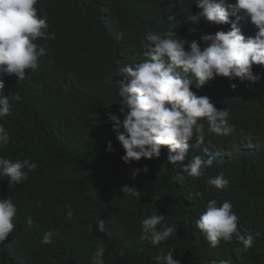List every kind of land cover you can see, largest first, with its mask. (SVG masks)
<instances>
[{
  "label": "trees",
  "instance_id": "1",
  "mask_svg": "<svg viewBox=\"0 0 264 264\" xmlns=\"http://www.w3.org/2000/svg\"><path fill=\"white\" fill-rule=\"evenodd\" d=\"M37 7L56 39L37 41L46 55L36 72L29 71L23 80L13 75L4 81L5 94H19L22 100L10 102V114L0 120L11 137L0 156L28 159L36 167L25 182L11 188L0 177V194L18 206L16 228L0 244V264H92L97 243L105 247V264H154V255L172 249L181 264L224 260L264 264V66H254L260 79L249 86L238 79H215L210 100L217 109L229 110L236 132L217 137L207 133L205 125L210 143L189 142L184 164L192 155L211 158L205 178L223 173L229 186L218 190L204 179L192 178L179 182L178 167L167 162V148H162L159 159L130 165L122 162L124 151L118 142H111V153L106 151L111 139L104 126L105 113L118 114L119 98L104 79L117 60L143 59L139 41L148 31L174 30L189 41L210 33L212 24L188 20L200 11L194 0H40ZM62 82L68 85L57 88ZM203 89L192 90L199 95ZM84 103L85 114L69 118L68 112ZM93 112L100 121H93ZM77 133L84 137H71ZM76 146L75 155H62ZM144 166L149 172L133 180L130 171ZM125 184L138 188L140 199L119 197L118 189ZM193 191L202 192L203 199L187 200ZM212 199L218 205L230 201L241 234H254L248 252L235 254L234 249L243 246L235 237L212 248L195 227ZM152 214L164 215L162 224L177 227V235L159 247L139 239L141 221ZM27 216L35 222L32 227L25 221ZM100 219L105 220L107 233L96 230ZM50 230L59 236H53L50 245L41 244Z\"/></svg>",
  "mask_w": 264,
  "mask_h": 264
},
{
  "label": "clouds",
  "instance_id": "2",
  "mask_svg": "<svg viewBox=\"0 0 264 264\" xmlns=\"http://www.w3.org/2000/svg\"><path fill=\"white\" fill-rule=\"evenodd\" d=\"M39 3L40 0H0V120L10 114L11 104L22 100L19 94L13 97L5 94V78L14 75L23 80L29 71L36 72L40 58L46 55L37 41L56 39L55 34L48 31L47 18L38 12ZM194 5L200 11L191 13L188 20L196 25L201 21L212 24L210 33H202L199 40L189 41L174 30L148 31L139 41L143 59L137 63L117 60L114 71L105 77V85L119 98L115 103L119 105L118 114L105 113L104 126L111 139L106 151L111 153L112 143L118 142L124 151L122 162L130 165L142 159H159L162 148H167V162L179 169L176 180L204 179L208 185L223 190L229 186L223 173L205 178V170L213 164L211 158L192 155L187 164L184 161L189 157L190 141L202 145L210 143L206 141L207 133L227 137L236 132L229 110L217 109L210 94L218 77L229 81L238 79L244 86L260 79L253 68L264 66V0H194ZM168 20L174 21L175 17L168 16ZM250 23L254 25L252 29ZM64 83L56 87L68 85ZM203 87L199 95L192 90ZM230 87L235 90L237 85L232 83ZM80 104L68 112L69 118H76L80 112L85 114V103ZM92 119L100 121L95 112ZM71 137L84 136L77 133ZM10 139L9 132L0 123V150L9 145ZM78 146L65 149L62 155H75ZM35 167L28 159L12 160L0 156V177L9 188L25 182ZM141 172L147 174L148 167L133 168L130 176L135 180ZM118 193L119 197L140 199V191L135 186L125 184ZM186 198L200 200L203 194L193 191ZM17 216L18 206L11 197L4 198L1 193L0 244L13 233ZM163 220L164 215L159 214L145 217L140 223L139 239L159 247L176 236L177 227L162 224ZM25 221L29 227L35 223L31 216L25 217ZM238 224L239 217L232 203L226 200L218 205L215 199L207 202L206 210L195 221V227L212 248L218 247L221 241L231 242L235 237L243 245L234 249L239 257L252 247L255 236L241 234ZM96 230L107 233L104 219L97 221ZM53 236H59V233L45 232L40 243L52 244ZM104 254L103 243H97L92 264H105ZM173 254L174 249L167 254L161 252L154 255L152 261L154 264H181ZM220 264H230V261L224 260Z\"/></svg>",
  "mask_w": 264,
  "mask_h": 264
}]
</instances>
